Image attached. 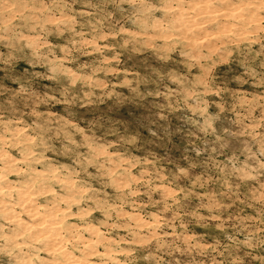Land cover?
Returning <instances> with one entry per match:
<instances>
[{
  "label": "clouds",
  "instance_id": "1",
  "mask_svg": "<svg viewBox=\"0 0 264 264\" xmlns=\"http://www.w3.org/2000/svg\"><path fill=\"white\" fill-rule=\"evenodd\" d=\"M0 264H264V0H0Z\"/></svg>",
  "mask_w": 264,
  "mask_h": 264
},
{
  "label": "rangeland",
  "instance_id": "2",
  "mask_svg": "<svg viewBox=\"0 0 264 264\" xmlns=\"http://www.w3.org/2000/svg\"><path fill=\"white\" fill-rule=\"evenodd\" d=\"M206 36H207V34H206ZM212 38H216L215 33L212 34ZM128 63H129V65H131L132 61H129ZM26 67H29V66L24 64L22 61L19 62V64H18L19 71H23V69ZM223 67L224 66H221V70L223 69ZM41 83L42 84H48L49 82L45 80V81H41ZM11 86L16 87L17 85H11ZM41 110H44V109L42 108ZM52 111L54 113H60V106L59 105L54 106ZM173 122L175 123V121H173ZM223 126L229 127L228 122L224 121ZM80 127L83 128L84 126L80 125ZM231 144H232V147L236 146L235 141H232ZM11 154L13 156L18 155L15 151H13ZM46 155H48L51 158L50 153H48ZM60 162L65 163V164L68 163L65 159H61ZM37 171H41L39 169V167H37ZM89 171L90 172L94 171V169L89 168ZM135 172H136V169L134 168L133 173H135ZM7 180L10 182L15 181L16 176L15 175H9L7 177ZM73 183H74L73 178L70 175L61 176L60 179L58 181H56L57 187L51 189V198L53 199L54 207L47 210V214L44 216L43 224H42L43 227H47L49 229V231H51V232H56V229L62 228L65 223H69L73 227H76V217L75 216H69L68 212L69 211H75L77 208V204L76 203L70 204L69 199H68V195H69L68 191L58 190V189H60L61 185H63L64 189H68L70 191ZM92 187L95 188L96 186L93 185ZM79 191H83V192L87 193L88 189H86V188L79 189ZM106 191H108L110 193L112 191V189L109 188V189H106ZM32 198L35 200H43L45 198H48V194H46L44 192H37V193H35V195ZM57 200H59L60 202L57 203L56 202ZM81 203H82V201H81ZM138 203H140V202L138 201ZM69 204H70V206H69ZM89 216L91 218L99 219L102 217V212L89 210ZM21 219H24V217H21ZM49 221H52V223H50ZM89 227L95 228L96 225H95V223H92L91 225H89ZM197 231H203V230L197 229ZM121 234H123V233L121 232ZM64 244L66 245L67 241H64ZM99 251L102 252L103 249H99Z\"/></svg>",
  "mask_w": 264,
  "mask_h": 264
}]
</instances>
